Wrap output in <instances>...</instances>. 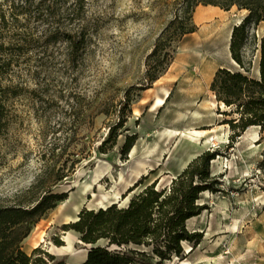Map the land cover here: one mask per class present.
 Instances as JSON below:
<instances>
[{
    "label": "rangeland",
    "instance_id": "1",
    "mask_svg": "<svg viewBox=\"0 0 264 264\" xmlns=\"http://www.w3.org/2000/svg\"><path fill=\"white\" fill-rule=\"evenodd\" d=\"M12 1L17 0H0V12L9 21ZM184 3L84 0L75 16L63 13L52 22L51 16L34 6L26 8L31 16L20 13L21 7L13 11L20 22L10 23L7 35L21 32L44 40L50 29L55 36L48 48L41 42L31 45L25 53V58L32 59L31 66L16 67L23 88L15 100V120L0 141V205L36 192L39 182L67 191L69 198L97 170L104 171L83 192L77 211L65 214V204L60 202L33 227L22 242L26 252L42 245L56 256L49 264L62 260L71 264L89 246L63 225L75 221L83 208L102 207L105 192L113 195L120 190L111 203L126 205L129 198L122 199L126 190L122 175L132 184L148 175L138 191L158 178L159 186H164L198 154L218 149L211 170L220 190L203 193L200 203H207L208 209L188 221L192 231L203 233L200 244L191 251L192 244L184 242L182 256L164 260L135 246L148 251L135 264H264V132L261 127H249L232 143L233 130L223 120L234 115L224 114L229 108L217 102L210 89L219 67L237 66L230 42L233 28L247 11L194 7L189 15L195 31L179 42L167 72L151 87L141 89L146 82V58L169 22L183 15ZM263 29L251 27V32L260 35ZM75 34L84 39L72 47L67 37L76 38ZM253 46L245 49L246 61L256 60ZM166 93L165 103L156 106L157 98ZM126 95L132 99L127 107ZM119 121L124 125L117 143L106 153L98 151L110 126ZM134 134L135 144L125 156L122 146ZM214 134L218 139L205 144ZM75 159L79 161L74 163ZM141 161L152 166L133 178L128 168ZM63 171L68 175L60 179L57 173Z\"/></svg>",
    "mask_w": 264,
    "mask_h": 264
},
{
    "label": "trees",
    "instance_id": "2",
    "mask_svg": "<svg viewBox=\"0 0 264 264\" xmlns=\"http://www.w3.org/2000/svg\"><path fill=\"white\" fill-rule=\"evenodd\" d=\"M82 1H12V21L0 12V141L8 135L15 120V100L23 88L16 67L22 64L31 66L32 59L25 58L31 45L41 42L48 48L54 43L55 36L50 29L45 33L44 40L21 32L7 35L10 23L18 25L20 22L13 11L21 7L24 10L20 13L31 16L32 11L26 8L34 6L39 12L51 16L52 22L55 16L63 13L75 16L81 11ZM199 4L219 6L226 10L237 7L247 11L241 23L232 31L230 52L237 66L219 67L210 89L216 101L229 108L224 114L234 115L223 120L233 130L230 137L232 143L250 126H260L264 132V29L260 35L256 31L251 32V27L264 28V0H185L183 15H176L169 22L146 58V82L141 89L151 87L167 72L179 42L195 31L196 26L191 23L189 12ZM20 25L27 26L26 23ZM75 37H67L72 47L84 39L82 34H75ZM251 43H254L252 50L256 60L246 61L245 49ZM255 67L256 73L253 75L251 70ZM126 96L127 107L132 99ZM123 122L110 126L107 136L97 147L98 151L106 153L117 143ZM136 138V134L126 137L122 146L123 155L130 153ZM219 152L218 149L204 150L164 186H159L158 178L138 191L148 177L142 176L123 193L122 199L129 198L126 205L117 201L105 207L83 208L75 221L63 225L65 230L76 232L80 240L89 246L87 257L81 264H135L139 255L148 252L140 251L135 246L149 249L161 260L170 259L173 255L182 256L184 242L191 243V251L194 250L200 244L203 233L192 231L188 221L208 209L207 203H200L203 193L220 190V181L211 170L212 161ZM78 161L75 159L74 163ZM57 175L63 179L68 174L63 171ZM37 186L36 192L29 191L19 201L0 205V264H49L56 258L42 245L33 248L31 253L22 246L33 227L69 196L67 191H59L53 184L42 186L39 182ZM59 264L66 262L62 260Z\"/></svg>",
    "mask_w": 264,
    "mask_h": 264
},
{
    "label": "bare ground",
    "instance_id": "3",
    "mask_svg": "<svg viewBox=\"0 0 264 264\" xmlns=\"http://www.w3.org/2000/svg\"><path fill=\"white\" fill-rule=\"evenodd\" d=\"M167 95L168 94L166 93L165 96L158 97L156 102H155V105L156 106L163 105L166 101ZM221 105L223 106L224 103H222ZM251 127H260V126L253 125V126H250V128ZM177 134H181V132L178 131ZM212 138L218 139V137L215 134L211 135L206 139L205 144L210 143ZM151 166H152L151 163H147V162H143V161L136 162L135 165L128 168V173L133 178L139 177L142 173L146 172L148 170V168H150ZM103 172H104L103 170H97L96 173L94 174V176H92V178H91L92 180L85 182V184L79 190V193L77 195H73V196L69 197L68 199H65L64 201H62L65 204L64 205V213L65 214L71 215L72 212H75L79 209V206L84 201L83 192H85V190L90 188L92 186V184L95 183V181L98 180L103 175ZM124 179H126V178L122 175L121 180L124 182V190L125 189L127 190L133 184L131 181H129L127 179L124 180ZM120 193H121L120 190H116L113 195L110 192H105L104 194H102L100 205L102 207L107 206V204L111 203V200L113 198H115V196L120 195ZM93 196L96 197L95 192L93 193ZM87 253H88V251L84 255H80L79 257H77L76 260H74V262H72L71 264H81L86 259Z\"/></svg>",
    "mask_w": 264,
    "mask_h": 264
},
{
    "label": "water",
    "instance_id": "4",
    "mask_svg": "<svg viewBox=\"0 0 264 264\" xmlns=\"http://www.w3.org/2000/svg\"><path fill=\"white\" fill-rule=\"evenodd\" d=\"M194 158H195V157H194ZM175 177H176V175L173 176V178H175ZM89 209H92V208H89ZM80 241H81V240H80ZM81 242H82V241H81ZM49 252H50V251H49Z\"/></svg>",
    "mask_w": 264,
    "mask_h": 264
},
{
    "label": "crops",
    "instance_id": "5",
    "mask_svg": "<svg viewBox=\"0 0 264 264\" xmlns=\"http://www.w3.org/2000/svg\"><path fill=\"white\" fill-rule=\"evenodd\" d=\"M36 247V245H33L32 248Z\"/></svg>",
    "mask_w": 264,
    "mask_h": 264
}]
</instances>
